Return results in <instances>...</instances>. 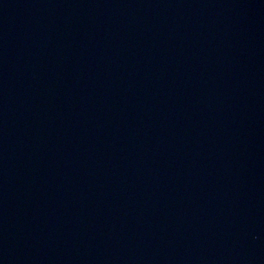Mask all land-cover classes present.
I'll list each match as a JSON object with an SVG mask.
<instances>
[{
  "label": "water",
  "instance_id": "water-1",
  "mask_svg": "<svg viewBox=\"0 0 264 264\" xmlns=\"http://www.w3.org/2000/svg\"><path fill=\"white\" fill-rule=\"evenodd\" d=\"M0 264H264V0H0Z\"/></svg>",
  "mask_w": 264,
  "mask_h": 264
}]
</instances>
